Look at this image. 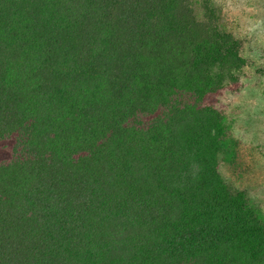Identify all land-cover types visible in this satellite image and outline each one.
<instances>
[{
    "label": "trees",
    "instance_id": "obj_1",
    "mask_svg": "<svg viewBox=\"0 0 264 264\" xmlns=\"http://www.w3.org/2000/svg\"><path fill=\"white\" fill-rule=\"evenodd\" d=\"M245 65L191 0H0V264H264L204 104Z\"/></svg>",
    "mask_w": 264,
    "mask_h": 264
},
{
    "label": "rangeland",
    "instance_id": "obj_2",
    "mask_svg": "<svg viewBox=\"0 0 264 264\" xmlns=\"http://www.w3.org/2000/svg\"><path fill=\"white\" fill-rule=\"evenodd\" d=\"M198 17L212 11L241 45L246 60L236 83L205 97L218 109L226 140L219 173L233 190L244 191L264 215V0H191ZM152 117L140 120L147 124ZM16 137L0 140V163L13 157Z\"/></svg>",
    "mask_w": 264,
    "mask_h": 264
}]
</instances>
